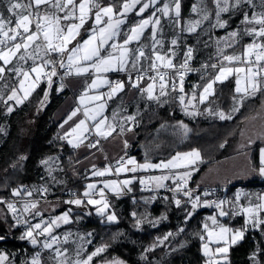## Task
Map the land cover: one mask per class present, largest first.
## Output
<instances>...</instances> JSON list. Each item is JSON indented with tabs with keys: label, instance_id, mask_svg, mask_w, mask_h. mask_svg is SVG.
<instances>
[{
	"label": "snow or ice",
	"instance_id": "snow-or-ice-1",
	"mask_svg": "<svg viewBox=\"0 0 264 264\" xmlns=\"http://www.w3.org/2000/svg\"><path fill=\"white\" fill-rule=\"evenodd\" d=\"M3 3L4 0H0V4ZM158 3L159 0H120L119 4H105L102 3V0H6V11L9 15L6 18L0 13V81H5L3 87L6 89L9 88L6 78L11 79L9 73L19 78L18 85H11L10 94H7L6 100L4 95L0 94V100H3L7 112L13 111V107L9 104L10 101H14L16 105L23 104L42 82L46 81L48 87L51 88L54 83L53 77L59 75L58 69H66V71L59 76L61 82L56 89L57 92L66 87L64 80L70 76H91V82L86 83L85 90L78 99L82 106L86 100L99 102L91 112L87 108L84 110V116L87 120L94 121V126H89L84 119H81L70 131L65 132L63 137H60L66 140L71 147L79 148L83 144V140L87 139L84 133L93 131L97 137L107 139L116 130L113 123L109 122L106 116H103V112L107 102L123 92L127 85L122 80L110 81L107 79L104 74L108 72H128V84H130L131 89L146 94L148 100L167 103V100L162 101L160 98L169 95V87L173 92L177 91V81L175 77L169 79V72L161 71V69L176 70V76L179 78L178 90L182 93L178 99L185 114L189 116H196L201 113L189 111V106L195 107L193 101L197 98L196 91L185 103L184 76L187 72L200 71L201 80H207L202 90H199L200 85L193 86L199 92L201 104L208 101L210 96L215 95L214 85L222 84L228 81L230 77L235 76L234 93L236 95L232 97L233 107L231 111L226 113L223 110L214 112L211 109H206L209 115L222 121L231 120L233 114L240 110L245 100L255 97L257 94L264 95V0H211L214 9H210L205 0H197V4L192 6V12L202 14V19L189 20L183 24L181 23L182 0H165L162 7L157 6ZM137 6H139L138 10ZM149 9H152L151 14L145 16L144 14ZM133 12L140 19L132 23L125 31L122 26L126 25L129 14ZM209 12H214L215 16V23L212 24V27L219 29H226L231 19V17L229 19L222 18V14L240 13L242 15L237 30L229 31L227 38H221L225 47H232L239 43L242 36L254 37L253 41L244 46L242 54L227 55L224 53V49L219 47L221 40H218L217 51L222 59H218V63H205L201 69L190 67L194 49L189 46L184 53L182 63L177 67L173 62V57L176 56L174 50L170 49L171 56L162 54L158 50V48L163 47V41L159 38L163 35L162 19L166 18L169 26L178 28L181 33L191 34L196 33L202 20H209ZM89 22L92 25L90 28L86 27ZM149 28L151 35L147 39L151 42L150 45L140 44L135 49L130 48L129 46L133 42L139 43L145 37L146 30ZM121 34L124 38L119 41L117 37H120ZM171 45L178 46V40L176 38L171 39ZM149 46L152 49L151 55L145 50ZM205 46H208L207 43ZM28 61H31L32 64L25 68L24 64ZM144 61H150L147 68L143 66ZM209 68L213 70L214 75L208 72ZM132 72L137 73L134 79ZM149 72H154L155 75L149 76ZM146 76L151 80V83L143 87L141 81ZM104 86L108 87V92L93 96L88 95L90 90H97ZM157 87L159 89L158 95H156ZM20 93L23 95L21 96ZM47 99L48 91L45 90L40 104L43 105ZM79 112L80 107L71 111L60 127L63 128L65 124L72 121ZM116 115L117 113L114 112L113 119ZM126 121L134 122L135 117L129 115L126 117ZM119 127L123 133L125 131L124 123H121ZM181 127L187 133V126L181 124ZM132 130L131 127L127 128L129 132ZM0 131L3 129L0 128ZM73 134L77 136L75 141L69 138ZM257 139L264 141V132L259 133ZM252 143V139L249 138L247 143H242L240 147L243 149ZM98 144L99 140L95 143H89L87 147L95 148ZM127 146V141H125V147ZM245 156L247 158V154ZM258 158V167L252 166L245 171L250 170L264 179V147L259 148ZM200 159V152L195 149L190 152H177L170 159L162 160L160 163H152L147 159L144 163H139L135 158L125 159L121 157L117 161L115 175L119 176L126 172L136 173L138 170L147 171L149 169H190L176 178L179 183H176L174 189H169L173 192L172 202L177 209L182 208L184 210L185 221H190L199 207H214L216 209V214L206 218L211 224L203 223V234L196 235L202 242V255L208 258L206 264H227L230 247L244 238L249 225L252 228L264 230V218H261L260 215L264 211V193L252 194L238 190L233 199L224 198L202 202L200 195L193 197L192 190H185L192 171L195 170L191 166H194ZM41 163L47 164L48 161L43 160ZM92 167L91 175L94 177H105L113 174V169L110 166L103 170L96 169L95 165ZM49 176L55 184L64 183V181L57 180L56 177L52 176L51 170H49ZM136 179L142 186L141 190L145 191L151 190L148 187L150 184H154L157 189L166 188L164 181L173 179V177L161 175L138 178L134 176L124 180H105L101 188H97L96 183H88L82 194L69 192V195L74 198L63 200L62 203L76 208L92 206L95 215L101 218L102 224H115L118 223V215L112 209V204L105 190L119 198L126 194L125 190L127 193L133 191L132 185ZM49 191L47 186L32 188L19 186L11 191V196L19 199L10 201L0 198V206H3L0 207V222L7 224L8 218L11 217L12 222L8 224V228H22L23 231L19 239L27 241L34 249L31 254H26L20 264H96V258L105 253L109 245L102 244L89 253L85 249V244L90 245L92 240L85 237L90 238L94 233L88 232L85 235H79L68 231L63 234L62 238L54 234L55 229L74 222V211L72 207H69L60 215L45 218L43 213L47 209L41 208L40 202L31 198L34 193H38L45 197L47 203L46 197ZM180 192L188 198L186 201L176 197V193ZM210 194L208 191L203 193L204 196ZM253 195L257 201L255 203L252 202ZM25 197L28 199H24ZM242 197L249 201L247 205L241 203ZM150 199L156 200L157 197L152 196ZM164 199L168 200V197ZM133 202H136L135 199ZM144 202L148 203V200ZM189 204L190 208L188 207ZM52 211H55V207ZM84 214L91 215V212ZM131 215L135 220L134 226L137 229L145 222L151 223L153 226L159 223V220H148L146 216L138 218L135 211ZM239 215H243L245 218L244 226L240 229L225 226L219 219ZM80 218L79 216L76 217L77 220ZM161 219H167V217L164 216ZM33 220L36 222L33 223ZM184 231V228L179 229V232ZM74 235H79V240L82 243L70 250L65 245L70 242ZM118 235H122V233L114 234L113 239ZM172 236L173 233L168 232L163 237L157 238L156 242L145 251H154L157 246L163 245ZM206 237L207 242H204ZM4 239L6 236L0 235V241ZM210 244H222L223 246H217L213 252ZM180 247L183 248L184 245L181 244ZM177 250L176 248L172 249L173 252ZM9 260L10 256L0 251V264H8ZM101 264H124V261L120 259L103 260Z\"/></svg>",
	"mask_w": 264,
	"mask_h": 264
},
{
	"label": "trees",
	"instance_id": "trees-1",
	"mask_svg": "<svg viewBox=\"0 0 264 264\" xmlns=\"http://www.w3.org/2000/svg\"><path fill=\"white\" fill-rule=\"evenodd\" d=\"M194 1L182 0L181 13L183 16L189 14ZM207 1L210 2V5L212 4L211 0ZM102 3L119 4L120 0H102ZM1 9L3 12H7L4 6ZM229 17L233 18L229 20L226 29L211 34L210 46L207 49L203 50L204 44L203 41L201 42V38L197 40V36L195 39V35L190 36L188 43L195 42L197 48L194 51L195 56L193 55V62L196 65H202L210 60L214 50V36H220L223 31L228 29H237L242 15L236 13L234 16H228L227 19ZM132 22L133 16L130 17L126 27H129ZM145 35H147V31ZM242 37L239 39V46L234 51H243L244 46L249 43L250 38L243 39ZM144 38L139 45L144 43ZM145 44L147 43L145 42ZM211 73L214 74L213 71ZM8 75L12 80L13 74L9 73ZM53 80L51 88L48 87L46 81L42 82L28 100L14 106L13 111L7 116L3 115L4 108H0V122H5L7 126L5 133L0 132V198H11L12 189L19 186L27 185L30 188L46 186L48 178L44 174L41 161L53 155L60 158L64 167V183L58 186L51 184L49 195L63 196L71 191H75L79 195L84 189V179L74 180L67 173V168L74 161V151L68 147L64 139L60 138L58 123L53 120L52 116L67 96L68 91L64 88L57 92L56 89L59 85L56 77H53ZM206 82L207 80L200 82V89ZM125 83L127 85L125 90L108 101L107 115L113 116V113L116 112L122 116L135 117L134 122L126 123V127H132L137 134L136 142L128 153L133 155L139 163H144L146 159L150 162L168 160L177 152L196 149L200 152L203 161L198 172L204 171L226 155L227 149L235 143L239 128L242 126L241 123L247 115L244 112L248 109V104L240 107L231 120L210 121L199 117L191 120L182 119L183 116L176 100L154 104L138 94L134 100L125 101L126 94L131 88L128 82ZM11 85L13 84H9L8 94ZM45 90L48 91V99L41 105L40 101L43 99ZM215 90V95L210 98L208 103H218L220 110L226 113L230 112L233 107L232 97L236 95L234 79L229 78L228 81L218 84ZM259 96L260 94L245 102L251 104ZM181 124L187 126V133ZM251 161L256 166L257 148L251 154ZM194 179L191 180L196 183ZM34 195L38 196L39 194L34 193ZM172 197L168 202L163 200L150 202L145 196L136 198L108 196L112 209L118 215V223L102 224L101 218L95 215L94 208L91 207V215L85 216L78 226L86 232L94 233L93 243L98 241V245H109L105 254L116 256L127 264H204L205 259L200 251L201 241L196 234H203L202 225L207 221V215L210 212L214 214V211L198 208L194 217L190 221H185L184 210L176 208ZM176 197L182 201L187 200L184 197ZM145 200H148V203H145ZM188 207L190 208V204ZM134 211L138 218L146 216L148 220H159V223L153 226L151 223L145 222L137 229L131 215ZM164 216L167 219H161ZM11 222V217L8 218L7 224L0 222V235L6 236V239L0 241V251L8 254L15 263L20 264L26 254H31L34 249L27 241L19 239L22 232L20 228H8V224ZM72 224L64 227L69 228ZM237 227L242 228L243 223ZM180 228H184L185 231L179 232ZM168 232H172L173 236L163 245L157 246L154 251H145L156 242L157 238L163 237ZM118 233H122V235L113 239L114 234ZM263 234L261 229H247L244 238L230 247L227 264H252L254 254L257 255L258 264H264ZM181 244L184 245L183 248L180 247ZM173 248L178 250L173 252Z\"/></svg>",
	"mask_w": 264,
	"mask_h": 264
},
{
	"label": "crops",
	"instance_id": "crops-1",
	"mask_svg": "<svg viewBox=\"0 0 264 264\" xmlns=\"http://www.w3.org/2000/svg\"><path fill=\"white\" fill-rule=\"evenodd\" d=\"M157 6L162 7L163 6V0H159V3ZM138 7L139 6H137V10H138ZM151 11H152V9H149L144 15L145 16L150 15ZM132 16H133V22L132 23H134L135 21H138L140 19V17L135 16L134 12L130 13L126 25L128 24L130 17H132ZM126 25L122 26L125 31H127V28H128V27H126ZM91 26H92L91 22H89V24L86 25V27H89V28ZM148 30H150V28L147 29L146 31H148ZM85 38H86V36H85ZM123 38H124V36H123V34H121L120 37H117V40L122 41ZM195 38H196V36H195ZM199 38H200V36L198 35L197 40ZM139 43L133 42L129 47L132 49H135V48L140 46ZM199 43H200V41H199ZM197 45H198V43H197ZM196 49H197L196 45L194 44V51H196ZM169 51L170 50H168V52ZM233 54L239 55L240 53L231 52L228 55H233ZM193 55H194V53H193ZM56 58L58 59V57H56ZM31 64H32V62L28 61L26 64H24V67L28 68L31 66ZM234 66H239V65H234ZM114 73L115 72H108L104 75L107 77V79H109L111 81V76ZM91 78H92L91 76H81V77L70 76L68 78V80L65 84L66 85L65 89L68 91V94L63 99V101L59 105V107L54 111L53 116H52L53 120L56 123H58V130H59V133L61 134V137L64 136L65 132L70 131L71 128L74 127L75 124L78 123L79 120H81V119H84L86 121V124H88L89 126H94L95 122L91 121V120H87V118L84 116V110H85V108H87L91 112L92 110L95 109L97 103H99V102L86 100L85 104L82 106L79 104V99H78L83 94L85 87H86V83L91 82ZM230 78L234 79V87H235V76H232ZM18 79L19 78H17V80L15 82V84H17V85H18ZM142 83H143L142 85H144V87H146L149 82L143 81ZM218 84H220V83H217L216 85H214V88H216V86ZM202 88L200 90H202ZM184 89H185V93H183V94H185V103H187V100L193 95V92L195 91V89L192 88L191 86L186 85L185 83H184ZM108 91H109L108 87L104 86V87L97 89V90H90L88 95L93 96V95H98L100 93H106ZM168 92H169V95L167 97H161L160 99L162 101L167 100V103H168V97H169V100H174V101L176 100L178 105H179V110L183 116L182 119L184 118L187 120H191V119H195L198 117L199 118H202V117L208 118L212 115H209L208 112L206 111V109H211L212 111L219 110V109H213L210 106H206L208 104V101L210 100V98L212 96L209 97L208 101L201 104L199 102V92H197L196 93L197 98H196V100L193 101V104L195 105V107L193 108L192 106H189V111H197L201 114L196 115V116L186 115L184 110H183V106L180 104L179 99H178L179 95H181L182 93L179 92L178 88H177V91H175V92L168 89ZM158 94H159V89L157 87L156 95H158ZM20 95L22 96L23 93H20ZM137 96H138V94L136 93L135 89L130 88L127 92V95H126L127 102L134 100ZM141 97L148 100L146 94H142ZM149 101L154 102V103L158 102L157 100H149ZM158 103H160V102H158ZM77 107H80V112L78 113L77 117H74L72 121H69L68 124H65L64 127L61 128L60 125L63 124L65 119H67V116L71 113V111H73ZM107 109H108V102H107L106 108L104 109L103 116H106L108 118V121L113 123V125L115 126V129H116L110 137H108L107 139H103V138L97 137L93 131H89L87 133H84V136H86L87 139L83 140V144H81V146L79 148L71 147L67 143V141L65 140L68 147H70L74 151L73 152L74 161H73V164L68 168L67 173L74 180L80 179V178L85 180L84 189L81 191V194L85 190V187L88 183H96L97 188H101V187H103V181H105V180H124V179H128V178H132L134 176L138 177V178L139 177L148 178V177H153V176L167 175V176L173 177V179L165 180L164 184H171V183H175L178 181V179H176V178L180 174H182L185 171L190 170V169H185V168L149 169L147 171L138 170L136 173L126 172V173H121L119 176L115 175V168H112L110 166L111 161H115L121 157H124L125 159H127L129 157L135 158L133 155L129 154L128 151L131 148V146L136 142L137 134L132 127L131 128L133 130L131 132H129V131H127V128H129V127L125 128V126H124L125 131L123 133H121L120 127H119L121 122L117 121L118 118L113 119V116H108L107 115ZM122 117L126 120L127 116L123 115ZM69 138H71L75 141L77 139V136H76V134H73ZM81 139H83V137H81ZM255 139L256 138H253L252 139L253 143L251 145L243 148V149L240 146L242 143L246 144L248 139H246V140L240 139V141L237 143V145L233 149V151H232V149H230L231 155L237 154V153H238V155H240V158L235 160V164L232 166L231 170H227L225 168H220L219 163L216 162L210 168H207L204 171L198 172L200 165L203 164L202 157H201V159L199 161H197V163L194 166H191L192 168L195 169L194 171H192L191 178H195L194 180L197 184H203V183L215 184V183H220V182H229V181H232V180H230L231 178H234L235 180H241V181L242 180H248L249 182H251V184L243 185V186L236 187V188L229 190L221 199H224V198L233 199L234 194L238 190H243L247 193H252V194L264 193V186L257 184V183H261L264 179H261V177L252 173L250 170L247 172L245 171V169H250L252 166H254L252 164V161H251V154H253L255 152V148H257V164L255 167H258V165H259V158H258L259 148L264 147V141H260L257 139L255 140ZM97 140H99V144L97 145V147H95V148L87 147V145L89 143H95ZM125 141H127V145H128L127 147H125ZM190 151H192V150H189L186 152H190ZM181 153H183V152H181ZM245 154H247V158H246ZM200 156H201V154H200ZM161 161L152 162V163H160ZM249 162H251V163H249ZM93 165H95L96 169H99V170H103L105 167L110 166L113 169V174L107 175L105 177H94L91 175V172L93 170V167H92ZM196 174H198V175L195 176ZM232 182H235V181H232ZM249 182H247V183H249ZM139 185H140L139 181H138V179H136L133 182L132 188L136 189L137 186H139ZM148 186L155 188L154 184H150ZM105 191H106L107 195L112 194L111 192H108L107 190H105ZM252 202L253 203L257 202L255 200L254 195H253ZM241 203L243 205H247L249 203V201L242 197ZM199 208H205V207H199ZM94 213H95V210H94ZM211 215H214V214L212 212H210V214H208L207 217L211 216ZM260 215H261V218H264V211H262ZM240 216L241 217L236 216V219H240L241 221L244 222V220H245L244 216L243 215H240ZM48 218H50V217H48ZM230 218L231 217H224V218H219V219L222 220L221 223H223L226 226L225 220L230 219ZM206 222L208 223V221H206ZM64 226H61V228ZM248 229L256 230V228H252L251 225L248 226ZM65 232L66 231H62L59 228V230L56 229L54 231V234H56L62 238V236Z\"/></svg>",
	"mask_w": 264,
	"mask_h": 264
},
{
	"label": "rangeland",
	"instance_id": "rangeland-1",
	"mask_svg": "<svg viewBox=\"0 0 264 264\" xmlns=\"http://www.w3.org/2000/svg\"><path fill=\"white\" fill-rule=\"evenodd\" d=\"M164 2H165V0H163V3ZM205 3L208 4V6H209L210 9H214V5L213 4L210 5V2H208L207 0H205ZM194 4H197V0L194 1V3L192 4V6ZM2 6H4L5 9H6V0H4V3L3 4H0V13H2L7 18V16L9 14L7 12H3V10L1 9ZM192 6H191L190 12H189V14L187 16H183L182 13H181V23L182 24L184 22H186V21H189V20L195 21V20H198V19H202V14L192 12ZM235 14H233V13H225V14H222V18L227 19L228 16H234ZM209 17H210L209 20H206V21L205 20H202V23L197 28L196 33H191V34L190 33H187V32L181 33L178 28H173V27L169 26V22H168V20L166 18L165 19H162V24L164 25L163 35L161 37H159V38H161L162 41H163V47L162 48H158V50L162 54H166L168 56H171V51L168 52V50L172 49V50H174L176 52V56L173 57V58L179 60L184 55L183 51L187 47L191 46L194 49V44L193 43H189L188 44L189 38L192 35H195V36H198L199 35L200 38L202 39L201 42L203 41V44H204V47H202L203 50L205 48L207 49L210 46V41H211L210 36H211V34L212 33H215L218 30H221L219 28H213L212 27V24L215 23L214 12H209ZM231 18H233V17H231ZM241 19H242V17H241ZM233 30H237V29H233ZM233 30L228 29V30L223 31L220 34V35H222L221 38H227V33L229 31H233ZM150 35H151V29L147 31V35H145V38H144L145 41H144L143 44H145V42H146L148 45H150L151 42L147 39V37L150 36ZM195 36H194V39H195ZM173 38H176L178 40V46H172L171 45V39H173ZM221 38H216V40H219ZM242 38L243 39L244 38H250L249 43H251L253 41V39H254V37H249V36H243ZM239 42H240V40H239ZM205 43H207V45H208L207 47L205 46ZM249 43H247V44H249ZM238 46H239V43H238ZM238 46H236L233 49V51ZM145 50H146V52L149 55H151L152 49H151L150 46L148 48H146ZM234 52H238V53L242 54L243 51L238 50V51H234ZM229 53H231V52H228L227 55ZM145 63H148L149 64L150 61H144L143 62V66H144ZM6 80H7V78H6ZM16 80H17V78L13 74L12 80L11 79L10 80L8 79L6 82L8 84H11V83L12 84H15V81ZM4 83H5V81H0V90H2V91H0V94H3L4 95V99L6 100L7 99V94H8L7 93L8 88L5 89L3 87ZM196 85H200V82L197 83ZM178 86H177V88H178ZM192 88H194V87H192ZM169 89L171 90V87H169ZM195 91H196V89H195ZM141 95L142 94H140L139 96H141ZM253 98H255V97L249 98L247 100H250V99H253ZM247 100H245V101H247ZM125 101H127V98H125ZM169 101H171V100H169V97H168V102ZM9 104L13 108H14V106H17L14 101H10ZM246 104H248V109L245 110L244 113H247V115H246L245 119L243 120V122L241 123L242 126H240V128H239V133L237 135V139H236L235 143L230 148L227 149L226 155L222 159H220V160L217 161L219 163V167L220 168H225L227 170H231L232 169V166L235 164V160H237L238 158H240V155H238V153L237 154H232V155L230 154V149H232V151H233V149L236 147V145L240 141V139H243V140H246V139H249V138H251V139L256 138L257 139V135L259 133H261V132H264V95H261L260 94V96L253 103H251V104L244 102L243 106H245ZM206 106H210L213 109H219L217 111H220V104H218V103H214V102L211 103L210 102ZM2 107L4 108L3 115L7 116L9 113L7 112V109H6L5 105H4L3 100H0V108H2ZM235 114H236V112L233 115H235ZM115 118L116 119L118 118L117 121H119L121 123H124V126L126 127V123L128 121H126L122 117V114H117ZM202 118L203 119H209L210 121L220 120V119H218L215 116H210L208 118L202 117ZM5 124H6L5 122H3V123L0 122V128L3 129V131H0V132H2V133H5L6 132L7 126ZM257 140H260V139H257ZM260 141H262V140H260ZM44 160H47L48 161L47 164H42V165H43V168H44V174L48 178V182H47L48 184L46 186L49 187V189H50V185L51 184L53 185L55 183L52 181L51 177L49 176V170H51V175L54 176V177H56L57 180L64 181L63 180L64 179V174H63L64 167L62 166L61 161H60V158L57 155L49 156V157H47ZM68 168H67V170H68ZM230 180L235 181V182L229 181V182H226V183H236V184L244 183L246 185L247 184H251V182H249L248 180H242L241 181V180H235L234 178H231ZM247 182H249V183H247ZM220 183H224V182H220ZM203 184H205V183H203ZM203 184H200V185H203ZM257 184L262 185L261 183H257ZM58 185H60V184H57V186ZM236 187H240V186H235L233 188H236ZM150 188H152V187L150 186ZM152 189H154V190H161L163 188H160V189L152 188ZM73 192H75V191H73ZM59 196H62V195H55L54 196V195H49V193H48L47 194V197H46V198H48L47 199V203L45 202V200L44 201L38 200L40 202L41 208L47 209V211H45L43 213L44 217L45 218H48V217H53V216H56V215H60L63 212V210L65 211L69 207H72L73 208V211H74V215H73L74 222H73L72 226H70L69 228L62 227V228H60V230L66 231V232L72 231L73 233H78L79 235H85L86 233H88L89 231L86 232V231L80 229V227L78 226V223L81 222V220L83 218H85V216L86 217L87 216H90V215H85L84 213L91 212V209H92L91 207L92 206H87L85 208H76L75 206L66 205V204H63L62 201L63 200H67V199H72V197H70V195H69L65 199H59ZM114 197H116V196L114 195ZM120 197H123V196H120ZM32 198L35 199V200H37V199L40 198V195H38V196L37 195H33ZM55 198H57V199H55ZM24 199H28V198L25 197ZM9 200L10 201H15V200H17V198L16 197H11V198H9ZM85 203H86V201H85ZM57 205H58V207H57ZM0 207H3V206H0ZM53 207H55V211H52ZM77 216H79V217L81 216V218L77 220L76 219ZM239 217H241V216L239 215ZM220 221L222 222V220H220ZM225 221H226L225 222L226 223V226H228V227H230L232 229H240L241 227H237V226L240 225L241 223H243V226H244V222L243 221H240V219H236V217H231L230 219H226ZM32 222L35 223L36 221L33 220ZM208 223L210 224L211 222L208 221ZM62 226H64V225H62ZM263 232H264V230H263ZM79 235H74L71 238L70 242L67 245H65V247H68L70 250L75 249L78 244L82 243L79 240ZM85 238L92 240V243L90 245L85 244V249H86L87 252L90 253L91 251L94 250L95 247L100 246V245H98V241L95 242V243H93V238L92 237H90V238L89 237H85ZM204 242H207V237L205 238V241ZM217 246H223V245L222 244L221 245L210 244V247L212 248L213 252L215 251V248ZM201 254H202V252H201ZM73 255H74V253H73ZM113 259H120V258H117L116 256H113V255L112 256H109V255L103 253L100 257L96 258V264H101V262L103 260H109L110 261V260H113ZM204 259H205L204 264H206V261H207L208 258L207 257H204ZM120 260H122V259H120ZM122 261H124V260H122ZM8 264H17V263H15L13 260L10 259L9 262H8ZM124 264H127V263L124 261ZM252 264H258L257 255L256 254H254L253 257H252Z\"/></svg>",
	"mask_w": 264,
	"mask_h": 264
},
{
	"label": "built area",
	"instance_id": "built-area-1",
	"mask_svg": "<svg viewBox=\"0 0 264 264\" xmlns=\"http://www.w3.org/2000/svg\"><path fill=\"white\" fill-rule=\"evenodd\" d=\"M222 35L220 36H215L214 37V43H213V53L211 55L212 59L208 60V62L206 63H218V59H222V57H219V53L217 51V41L216 38H221ZM221 40V39H219ZM238 46V43L233 45L232 47H225V44L223 42V40H221V43L219 44V47L220 48H223L224 49V53L227 54L228 52H232L233 49ZM187 49V48H186ZM186 49L183 51V53H185ZM184 59V55L179 59V60H173V62L177 65V67L179 66L180 63H182ZM159 63V62H157ZM205 64V63H204ZM203 65V64H202ZM202 65H196L193 60L190 61V67L194 68V69H201V66ZM144 67L147 68L148 67V63H145L144 64ZM64 71H66V69H58V72H59V75L56 77L57 79V83L58 85L60 84V78L59 76L60 75H63ZM161 71H167L169 72V79L172 78V77H175L176 78V81H177V86L179 85V78L178 76H176V70H173V69H161ZM213 70L211 68L208 69V72L211 73ZM218 71V69H217ZM137 75L136 72H132V77L133 79L135 78V76ZM149 76H152V75H155L154 72H149L148 73ZM69 78V77H68ZM68 78H66L64 80V83L66 84ZM117 80H122V81H125V82H128V72H115L112 76H111V81H117ZM143 81H147V82H150L151 83V80L147 78V76L141 81V86L144 87V85H142ZM201 72L200 71H195V72H187L184 76V83L185 84H188L189 86L193 87L194 85H196L197 83L201 82ZM136 93L137 94H141L138 90H136ZM120 160L117 159L115 161H111L110 163V166L112 168H116L117 167V161ZM192 178L189 179L188 181V186H187V189L185 190H192L193 191V197L196 196V195H200L201 196V201L203 202L204 200H208V201H216V200H219L221 199L229 190H231L233 187L235 186H243V185H246L244 183H240V184H236V183H216V184H203V185H200V184H197V183H194L192 182L191 180ZM176 183H179V180L175 183H171V184H165L167 187L166 188H163L161 190H154L152 188H149L151 190H145V191H142L141 188L142 186L139 185L137 186L136 189H133V191L131 193H127V190H125L126 194L124 195H121L123 197H129V198H136L137 196H145V197H148L149 201L150 202H155L157 200H163L165 202H168V200L170 199L171 196H173V192L170 191L169 189H174L176 187ZM261 184L264 186V181L261 182ZM26 187L30 188L29 186L25 185ZM205 191H208L209 193H211L210 195L208 196H204L203 193ZM73 192V191H72ZM76 193V192H75ZM69 196V193L66 194V195H63V196H59V199H65ZM107 196H114V194H108ZM152 196H156L157 199L156 200H151L150 198ZM176 196L178 197H184L183 196V193L180 192V193H176ZM72 197V196H70ZM165 197H168V200H165L164 198ZM74 198V197H72ZM121 198V197H120ZM186 199H188L187 197H184ZM9 200V198H7ZM19 199V198H17ZM33 199V198H31ZM48 198H46L47 200ZM57 199V198H55ZM37 200H41V201H44L45 198L43 196H40L39 199ZM209 210H213L214 211V214H216V209L214 207H205ZM22 231L23 229L20 228ZM93 238V236H92ZM47 255V254H45Z\"/></svg>",
	"mask_w": 264,
	"mask_h": 264
}]
</instances>
